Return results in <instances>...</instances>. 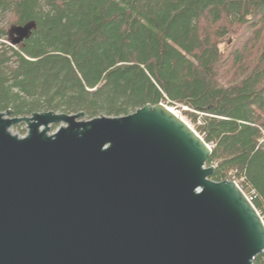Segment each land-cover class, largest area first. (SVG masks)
Here are the masks:
<instances>
[{
    "label": "water",
    "instance_id": "obj_1",
    "mask_svg": "<svg viewBox=\"0 0 264 264\" xmlns=\"http://www.w3.org/2000/svg\"><path fill=\"white\" fill-rule=\"evenodd\" d=\"M85 118L0 112V264H256L263 218L211 179L212 147L178 107Z\"/></svg>",
    "mask_w": 264,
    "mask_h": 264
},
{
    "label": "trees",
    "instance_id": "obj_2",
    "mask_svg": "<svg viewBox=\"0 0 264 264\" xmlns=\"http://www.w3.org/2000/svg\"><path fill=\"white\" fill-rule=\"evenodd\" d=\"M160 103L188 108L211 179L264 217V0H0V112L91 120Z\"/></svg>",
    "mask_w": 264,
    "mask_h": 264
},
{
    "label": "rangeland",
    "instance_id": "obj_3",
    "mask_svg": "<svg viewBox=\"0 0 264 264\" xmlns=\"http://www.w3.org/2000/svg\"><path fill=\"white\" fill-rule=\"evenodd\" d=\"M232 41V39H230L229 40V42H231ZM179 108V111H180V113H181V116L190 124V125H192V127H194L193 126V124L191 123V121L188 119V118H186L184 115H183V112L184 111H187L188 110V108L187 107H182V106H180V107H178ZM86 120H88L87 118H85ZM57 129H58V126H53L52 127V131H53V133L54 132H56L57 131ZM12 132L14 133V134H16V135H20V136H25L27 133H28V127H27V125L25 124V123H22V124H20V125H17V126H15V127H13L12 128Z\"/></svg>",
    "mask_w": 264,
    "mask_h": 264
},
{
    "label": "built area",
    "instance_id": "obj_4",
    "mask_svg": "<svg viewBox=\"0 0 264 264\" xmlns=\"http://www.w3.org/2000/svg\"><path fill=\"white\" fill-rule=\"evenodd\" d=\"M237 183V182H236ZM238 184V183H237ZM239 185V184H238ZM250 199V198H249ZM251 201V200H250ZM263 218V221H264V217H262Z\"/></svg>",
    "mask_w": 264,
    "mask_h": 264
},
{
    "label": "bare ground",
    "instance_id": "obj_5",
    "mask_svg": "<svg viewBox=\"0 0 264 264\" xmlns=\"http://www.w3.org/2000/svg\"><path fill=\"white\" fill-rule=\"evenodd\" d=\"M177 113V112H176ZM179 115V113H177ZM181 114V113H180Z\"/></svg>",
    "mask_w": 264,
    "mask_h": 264
}]
</instances>
